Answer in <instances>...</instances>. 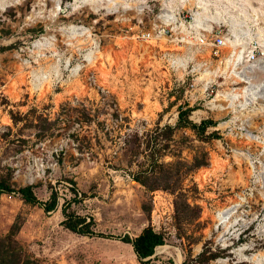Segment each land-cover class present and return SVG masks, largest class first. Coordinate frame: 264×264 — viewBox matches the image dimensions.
I'll list each match as a JSON object with an SVG mask.
<instances>
[{
	"label": "rangeland",
	"instance_id": "374dc122",
	"mask_svg": "<svg viewBox=\"0 0 264 264\" xmlns=\"http://www.w3.org/2000/svg\"><path fill=\"white\" fill-rule=\"evenodd\" d=\"M208 24L234 34L218 58L195 38ZM142 42L153 58L140 61ZM252 47L264 52V0H0V181L13 190L0 194V264H264ZM202 120L214 125H189ZM26 186L42 204L55 191L57 208L26 204ZM63 209L93 233L66 228ZM147 228L164 244L140 261L121 239Z\"/></svg>",
	"mask_w": 264,
	"mask_h": 264
},
{
	"label": "trees",
	"instance_id": "16d2710c",
	"mask_svg": "<svg viewBox=\"0 0 264 264\" xmlns=\"http://www.w3.org/2000/svg\"><path fill=\"white\" fill-rule=\"evenodd\" d=\"M188 111L189 109L179 112L178 118L180 124L184 121V118H186ZM189 125L197 129V131L203 133L209 126H213L214 122L210 120H202L198 126L190 124V122ZM3 192H13V190L9 185L0 181V194ZM16 193L26 204L39 205L43 207L44 211L46 212H52L58 206L57 194L55 191H52L49 200L43 204L39 202V200L35 196L32 186L22 187ZM63 215L65 217L64 225L69 230L80 235H91L93 233L91 230V226L93 224L92 219H90V221L86 223L85 218L73 216L72 214L67 213L64 209ZM79 224L82 225L80 228L78 226ZM121 241L131 244L137 258L140 261L150 258L154 254L155 248L164 244L163 237L160 234L155 233L151 228L145 229L134 240H130V238L126 236L122 238Z\"/></svg>",
	"mask_w": 264,
	"mask_h": 264
},
{
	"label": "built area",
	"instance_id": "2783aa9c",
	"mask_svg": "<svg viewBox=\"0 0 264 264\" xmlns=\"http://www.w3.org/2000/svg\"><path fill=\"white\" fill-rule=\"evenodd\" d=\"M163 24H164V28L161 25L157 29L158 34H160L161 36H163V34L170 31V29L165 28L168 27V25H166L168 24V22L165 21L163 22ZM142 38L148 39L149 36L142 35ZM185 38L183 36L182 41H184ZM195 38L199 47L207 48L211 55H213L215 58H218L221 50L224 47H226L228 44H231L233 46V43H230L229 40L231 38H234V34L232 32L230 34L229 31L226 34H224L223 30L217 28V29H212L209 33H207V31H203V33L198 34ZM188 39L191 40L190 38ZM180 43L182 42L180 41ZM244 57H245L244 59L245 66L246 65H253L256 67L264 66V52L262 50L258 51L257 48L252 47V50L247 52L244 55ZM237 63H239V61L237 59L236 60L234 59V64L237 65ZM251 95H252L251 93H246V97H249Z\"/></svg>",
	"mask_w": 264,
	"mask_h": 264
},
{
	"label": "bare ground",
	"instance_id": "6f19581e",
	"mask_svg": "<svg viewBox=\"0 0 264 264\" xmlns=\"http://www.w3.org/2000/svg\"><path fill=\"white\" fill-rule=\"evenodd\" d=\"M202 2V1H201ZM203 6V5H202ZM206 6V5H205ZM204 6V7H205ZM200 8V7H199ZM198 9V8H197ZM200 10V9H199ZM206 15H204V13H197V19H198V21L197 22H199V23H197L196 24V27H200L199 25H202V22H200L201 21V19L203 18V17H205ZM171 19V18H170ZM224 20V19H223ZM209 21H212V22H215V23H220L221 21H222V19L217 15V16H214V17H211L210 19H209ZM208 21V22H209ZM225 21V20H224ZM226 22V21H225ZM203 27V26H202ZM206 31H207V33H209L211 30H212V27H211V25L210 24H208V25H206L205 27H203ZM200 29V28H199ZM71 33L73 34V35H75V34H78V35H83V32H80V31H77L75 28H72L71 27ZM84 35H85V33H84ZM139 46V45H138ZM232 48H234V50H236L235 48H236V46L235 47H232ZM243 50V49H242ZM140 53H141V59H140V61H142V60H146L147 58H149V56H151V55H153V53H152V50H151V47H150V45H148V44H146V42L144 43V42H142L141 43V45H140ZM152 53V54H151ZM243 54H244V51H237V52H233V55H232V57L231 58H233V59H242L243 58ZM117 56V55H116ZM118 57V56H117ZM152 58H153V56H151ZM100 55L98 54V53H96V52H91V53H89L88 55H87V59H88V61H89V64L90 65H92V66H99L100 67V65H101V61H100ZM119 58V57H118ZM120 59V58H119ZM118 60V59H117ZM181 61H182V58H181ZM112 63H110V64H114L115 65V63H116V60L115 59H113V61H111ZM136 62V61H135ZM177 64V63H176ZM179 65V64H178ZM101 68V70H103V68L102 67H100ZM36 76V75H35ZM21 78V77H20ZM20 80V79H19ZM46 81H44V83H39V85H38V88L42 91V90H46V85L48 84V81L49 80H47V78L45 79ZM15 81V80H14ZM21 81V80H20ZM243 82V81H242ZM12 83V82H11ZM15 83V82H14ZM17 83V82H16ZM13 84V83H12ZM13 86V85H12ZM242 90V89H241ZM244 91H246V89H244ZM243 90H242V93H234L233 94V98L234 99H238L241 95H243V92H244ZM229 94V93H228ZM245 94V93H244ZM10 95H14L15 96V94L13 93V92H11L10 93ZM235 101V100H234ZM217 166V165H216ZM223 214H222V212H219V214L217 215V218L218 219H220L221 218V216H222Z\"/></svg>",
	"mask_w": 264,
	"mask_h": 264
}]
</instances>
